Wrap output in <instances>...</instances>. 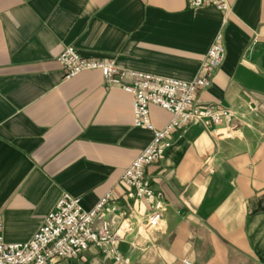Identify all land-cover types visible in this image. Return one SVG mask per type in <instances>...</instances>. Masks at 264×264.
Segmentation results:
<instances>
[{
  "label": "crops",
  "instance_id": "1",
  "mask_svg": "<svg viewBox=\"0 0 264 264\" xmlns=\"http://www.w3.org/2000/svg\"><path fill=\"white\" fill-rule=\"evenodd\" d=\"M231 14L186 0H0V213L4 238L25 243L63 193L93 210L107 194L136 224L128 264H264V0H228ZM226 60L196 100L230 108V136L179 130L146 169L169 204L161 232L122 183L153 134L134 126L133 96L100 72L65 79L67 47L122 70L181 81L199 73L219 32ZM130 84L129 77L124 79ZM156 128L172 115L150 107ZM144 226V227H142ZM144 228V229H143ZM110 264L93 248L65 264Z\"/></svg>",
  "mask_w": 264,
  "mask_h": 264
},
{
  "label": "built area",
  "instance_id": "2",
  "mask_svg": "<svg viewBox=\"0 0 264 264\" xmlns=\"http://www.w3.org/2000/svg\"><path fill=\"white\" fill-rule=\"evenodd\" d=\"M188 7H213L227 18L232 12L228 0H186ZM226 60L224 34L219 32L202 63L198 75L189 82L120 69L114 61L84 58L75 48L67 47L58 58L71 79L83 72H100L110 87H118L133 96L134 126L152 132L151 143L125 169L123 185L133 197L148 207L145 229L161 232L169 204L163 193L152 188L146 169L171 148L172 136L193 125L203 126L216 140L227 139L233 131L236 114L230 108L203 105L196 98L211 88L216 72ZM129 77L130 84L124 79ZM156 106L172 115L171 121L158 129L150 119V107ZM112 194L102 198L91 211L81 206V198L63 193L43 225L25 243H9L4 238V218L0 213V264H65L81 260L97 249L110 264H128L120 250L135 232L136 224L120 218L111 207ZM91 264H102L93 262ZM188 264V262H186Z\"/></svg>",
  "mask_w": 264,
  "mask_h": 264
},
{
  "label": "rangeland",
  "instance_id": "3",
  "mask_svg": "<svg viewBox=\"0 0 264 264\" xmlns=\"http://www.w3.org/2000/svg\"><path fill=\"white\" fill-rule=\"evenodd\" d=\"M143 225H145V224H143ZM142 227H144V226H142ZM144 229V228H143Z\"/></svg>",
  "mask_w": 264,
  "mask_h": 264
}]
</instances>
